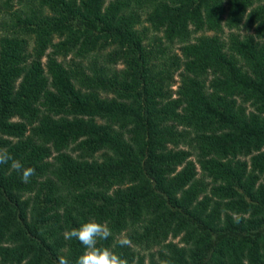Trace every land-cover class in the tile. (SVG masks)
<instances>
[{
	"label": "trees",
	"instance_id": "1",
	"mask_svg": "<svg viewBox=\"0 0 264 264\" xmlns=\"http://www.w3.org/2000/svg\"><path fill=\"white\" fill-rule=\"evenodd\" d=\"M0 148V264H264V0H0Z\"/></svg>",
	"mask_w": 264,
	"mask_h": 264
},
{
	"label": "clouds",
	"instance_id": "2",
	"mask_svg": "<svg viewBox=\"0 0 264 264\" xmlns=\"http://www.w3.org/2000/svg\"><path fill=\"white\" fill-rule=\"evenodd\" d=\"M11 168L20 173L23 183L30 182L32 176L36 174L34 168L24 167L20 161L13 159L7 149L0 148V165L9 164ZM68 239H76L83 246L85 251L80 255L76 264H129L127 258L113 252L109 247L98 246V241L107 240L111 236V229L106 223L97 222L94 218L84 223L79 228H73L66 232ZM121 247H126L124 241L120 243ZM59 264H69L67 258L61 257ZM161 264H171L170 261H161Z\"/></svg>",
	"mask_w": 264,
	"mask_h": 264
},
{
	"label": "rangeland",
	"instance_id": "3",
	"mask_svg": "<svg viewBox=\"0 0 264 264\" xmlns=\"http://www.w3.org/2000/svg\"><path fill=\"white\" fill-rule=\"evenodd\" d=\"M175 88H176V86L173 87V89H175ZM147 252H148V251H146L145 253H147Z\"/></svg>",
	"mask_w": 264,
	"mask_h": 264
}]
</instances>
